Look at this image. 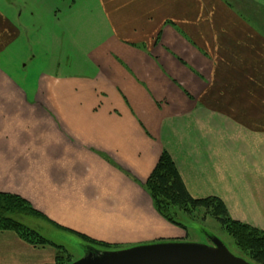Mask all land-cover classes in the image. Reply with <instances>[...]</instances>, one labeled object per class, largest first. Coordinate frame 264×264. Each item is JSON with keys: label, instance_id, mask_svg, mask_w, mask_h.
<instances>
[{"label": "crops", "instance_id": "crops-1", "mask_svg": "<svg viewBox=\"0 0 264 264\" xmlns=\"http://www.w3.org/2000/svg\"><path fill=\"white\" fill-rule=\"evenodd\" d=\"M96 2L105 36L83 48L70 40L84 49L83 71L29 76L27 64L13 74L0 62V193L119 250L181 239L143 188L167 151L193 198L217 197L264 231V5ZM15 9V18L0 10V60L20 43ZM56 256L0 231V264Z\"/></svg>", "mask_w": 264, "mask_h": 264}, {"label": "rangeland", "instance_id": "rangeland-1", "mask_svg": "<svg viewBox=\"0 0 264 264\" xmlns=\"http://www.w3.org/2000/svg\"><path fill=\"white\" fill-rule=\"evenodd\" d=\"M70 1L71 0H0V10L4 13H9L12 17L16 16L14 11L16 10L15 7L19 8L18 15L21 12L23 13L19 24L17 23L20 27L23 25L20 43L13 47L12 56L11 54L3 55L0 60L3 64L7 59L9 60L5 63V66L9 68L10 72L15 74L16 65H18V71L21 73L20 68L26 64V73L29 74V76H34V74L37 75L44 71L70 73L80 72L82 70L81 65L84 58L83 55L85 54L83 52L84 49L81 51L79 49H72L70 40L73 38L76 42H82V48L86 44L94 46L99 44V41L105 36L106 29L103 23H101L102 17L96 0H88L89 3H87L88 6L86 7L90 8L91 11L88 15L83 12V7L85 6L82 2L80 3L82 0H76L77 3L73 6V11L70 12L68 9ZM8 2H10L13 7H9ZM259 3L264 5V0H260ZM259 3L255 4L253 7L261 6ZM59 9L61 10L60 13L57 12ZM55 12H57L58 17H54ZM69 12L74 21L72 28L68 27L70 22H67V15ZM69 29L71 31H69ZM19 50L22 52L23 56L18 54L19 52H16ZM78 62L80 66L75 65ZM74 65L76 67H73ZM239 94L243 95V93ZM194 221L202 223L203 225L193 224L190 221L186 222L189 228L188 234L179 228L185 233L183 238L159 239V241H178L212 246L210 238H216L221 241L235 257L245 260L250 264H256L249 259L245 252L236 246L233 238L216 219L207 216L203 220L201 217V219H196ZM23 223L37 230L42 236L56 245L64 247L67 251V253H65V258L71 257L73 261L82 259L84 255L86 256L96 251H101L99 248L89 247V244L74 235L67 234V232L64 233L62 230L53 226L51 221L48 222L35 217H25ZM45 246L52 247L57 251L52 245L35 247ZM113 246L117 247L118 245Z\"/></svg>", "mask_w": 264, "mask_h": 264}, {"label": "trees", "instance_id": "trees-1", "mask_svg": "<svg viewBox=\"0 0 264 264\" xmlns=\"http://www.w3.org/2000/svg\"><path fill=\"white\" fill-rule=\"evenodd\" d=\"M144 190L150 196L156 212L169 224L184 230L188 234L186 222L205 217L216 219L233 238L236 246L245 252L256 264H264V231L233 220L224 202L217 197L193 198L187 191L179 171L167 151H163ZM25 217H35L50 222L43 214L36 211L25 199L12 194L0 193V231H11L24 242L33 246L52 245L57 249L55 264H71V257L65 258L66 249L58 246L37 230L23 223ZM64 233L71 232L52 223ZM203 225V224H202ZM201 225V226H202ZM89 245L104 249H118L113 245L94 241L86 236L72 233Z\"/></svg>", "mask_w": 264, "mask_h": 264}, {"label": "water", "instance_id": "water-1", "mask_svg": "<svg viewBox=\"0 0 264 264\" xmlns=\"http://www.w3.org/2000/svg\"><path fill=\"white\" fill-rule=\"evenodd\" d=\"M212 246L159 242L117 251H96L72 264H250L235 257L218 239Z\"/></svg>", "mask_w": 264, "mask_h": 264}]
</instances>
